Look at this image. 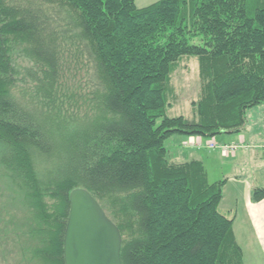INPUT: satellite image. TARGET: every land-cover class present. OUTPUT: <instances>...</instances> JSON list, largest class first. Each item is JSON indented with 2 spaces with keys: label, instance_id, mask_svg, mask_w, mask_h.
Wrapping results in <instances>:
<instances>
[{
  "label": "trees",
  "instance_id": "16d2710c",
  "mask_svg": "<svg viewBox=\"0 0 264 264\" xmlns=\"http://www.w3.org/2000/svg\"><path fill=\"white\" fill-rule=\"evenodd\" d=\"M182 58L200 81L188 119L167 116ZM263 105L264 0H0V264H64L76 189L118 229L121 264H244L219 211L228 179L165 142L241 134Z\"/></svg>",
  "mask_w": 264,
  "mask_h": 264
},
{
  "label": "rangeland",
  "instance_id": "374dc122",
  "mask_svg": "<svg viewBox=\"0 0 264 264\" xmlns=\"http://www.w3.org/2000/svg\"><path fill=\"white\" fill-rule=\"evenodd\" d=\"M160 0H135V6L137 9H142L145 7H148ZM55 20H57L56 16H53ZM54 26L56 24H53ZM57 26V25H56ZM60 30H64V24L59 22ZM62 28V29H61ZM65 61L68 65L65 76L67 78L66 84L69 87H72L75 89L78 93H86L87 92V84H86V78H85V67L83 65L76 66L75 59H73V55L68 53V55L65 54ZM198 64L197 60L195 58H182L179 63L177 64V68L174 71V73L171 76V82L170 87L172 90V94L170 97L171 107L169 110H167V116L168 117H184L185 119L191 118V107L190 103L197 100L199 96V90H200V81L198 78ZM66 69V68H65ZM247 126L246 130L243 132V134L248 137V135H255V139L260 142L264 143V105L253 108L247 112ZM236 136V135H231ZM183 138L180 136H174L167 140L165 142V148L169 152L168 154V160L171 162H185V160H179L175 159L173 157L175 151L180 152L182 151V148L180 149L177 147L179 143L182 145ZM186 140V139H185ZM184 140V141H185ZM214 141V139H213ZM205 142H209L206 141ZM216 144H219L218 141H214ZM188 141L184 143L185 148H196V142L194 141L192 147L188 146ZM206 144V143H205ZM205 146V145H204ZM205 148H207L205 146ZM183 150H185L183 148ZM264 150V147H263ZM255 151L259 152L261 155V152L264 151ZM238 151V150H237ZM236 151V152H237ZM183 152H187L186 150ZM240 152V151H239ZM253 152V151H252ZM218 151L213 150H203L201 153H199L202 156L206 155H213L215 156L219 161L225 162L222 166H219L217 162L210 161L205 162V165L207 167V171L209 174L208 181L210 183H215L217 181H220L226 177L225 175L232 176L237 173L235 170L231 169L229 170V165H226L228 162H230V158H223L219 157ZM235 154V153H234ZM233 154V156H234ZM189 156V154H188ZM263 161H254L251 160L248 162L247 166L249 167V171H246L247 174H250V176L254 177L257 174H260L261 172V185L264 187V157L262 159ZM214 165V166H210ZM210 166V167H209ZM6 185L4 184V180L0 177V200L6 199L5 197L9 196L5 189ZM231 192L230 189H228V194H225V206H229V201L231 196H228ZM6 195V196H5ZM224 208L221 209L220 213L225 214ZM12 214V213H11ZM236 217V213H235ZM7 220V218H5ZM247 264H264V256L262 255V259H259L256 256L249 255V259H247Z\"/></svg>",
  "mask_w": 264,
  "mask_h": 264
},
{
  "label": "crops",
  "instance_id": "0c3cea01",
  "mask_svg": "<svg viewBox=\"0 0 264 264\" xmlns=\"http://www.w3.org/2000/svg\"><path fill=\"white\" fill-rule=\"evenodd\" d=\"M183 138L182 145L179 143L177 147L182 151H175L173 157L179 160L191 161L196 160L200 161L207 173V178L209 179V174L207 171V167L205 162L214 161L217 162L219 166H222L223 163L219 161L213 155L202 156L199 153L203 150H207L205 148V140H201L200 138ZM199 142L200 147L196 148H185V142ZM214 141H218L219 145H237L239 148L238 151L235 152L234 156L229 157L230 162L226 165H229L228 169L235 170L237 173L235 175H225L226 179H228L225 187L223 188V198L219 205V211L224 208V212L226 215L229 212L236 213V217L233 223V233L236 239L237 244L242 250L243 253V263L247 264V259H249V255L256 256L259 259H262V255L264 256V200L258 203L251 202V191L255 188L263 189L261 180V172L256 176L252 177L250 174H247L246 171H249V167L247 166L248 162L251 160L263 161L264 154L262 151L264 143H260L255 139V135H244L243 133L238 134L236 136H221L214 139ZM183 148L187 152H183ZM218 151L219 150H215ZM240 151V152H239ZM253 151V152H252ZM189 154V156H188ZM220 155V152L218 153ZM219 157H222L221 155ZM225 159V158H224ZM214 166V165H210ZM209 166V167H210ZM260 181V182H259ZM209 182V181H208ZM210 183V182H209ZM228 189L231 190L228 196H231L229 201V206L224 205L225 194L228 192ZM228 194V193H227Z\"/></svg>",
  "mask_w": 264,
  "mask_h": 264
},
{
  "label": "water",
  "instance_id": "95a60500",
  "mask_svg": "<svg viewBox=\"0 0 264 264\" xmlns=\"http://www.w3.org/2000/svg\"><path fill=\"white\" fill-rule=\"evenodd\" d=\"M121 236L99 204L84 190L69 194L63 239L64 264H121Z\"/></svg>",
  "mask_w": 264,
  "mask_h": 264
},
{
  "label": "built area",
  "instance_id": "2783aa9c",
  "mask_svg": "<svg viewBox=\"0 0 264 264\" xmlns=\"http://www.w3.org/2000/svg\"><path fill=\"white\" fill-rule=\"evenodd\" d=\"M194 142H189L188 143V146L192 147ZM196 146H200V143L199 142H196ZM205 146L210 149V150H213V149H217L220 151V154L222 157H230L232 156L235 151L237 150V146H234V145H217L215 144L214 142L212 141H209V142H206Z\"/></svg>",
  "mask_w": 264,
  "mask_h": 264
}]
</instances>
